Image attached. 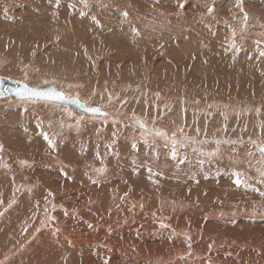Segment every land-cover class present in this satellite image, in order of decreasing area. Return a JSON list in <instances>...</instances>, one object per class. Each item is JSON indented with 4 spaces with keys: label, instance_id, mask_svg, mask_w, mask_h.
<instances>
[{
    "label": "rangeland",
    "instance_id": "374dc122",
    "mask_svg": "<svg viewBox=\"0 0 264 264\" xmlns=\"http://www.w3.org/2000/svg\"><path fill=\"white\" fill-rule=\"evenodd\" d=\"M123 1L125 2V0H123ZM123 1L121 2V1H117V0H73V1L72 0H33L34 6L36 5L37 7L35 6L36 20H33V24L35 26V29L33 30V32H30L31 35L26 34L29 32L21 31V30L5 31V33H4V31H0V40L2 39V42L0 44V56H1L0 57V61H1L0 62L1 63L0 64V75L1 76L13 78V79L20 80V81H24V82L28 83L29 85H33V86H38L39 84L41 85L43 83H51V84L57 86L61 90L64 89V91H66L67 93H69L70 95H72L74 97L80 96L79 98H81V99L82 98L84 99L86 96L89 97V98L86 97V99H84L85 102L89 101L90 103H94L95 105L100 106V107H103V105H104V107L105 108L107 107V109L109 107L110 108L112 107V109H111L112 113L114 111L120 112V115L113 116V118L109 117L108 118L109 120L105 119V118H100V117H95V118L94 117H92V118L88 117V119H87L86 118L87 116H83L82 114L78 115L79 113H77V112L76 113H70V114H68L69 112H67V111L64 112L66 110V108L62 109L63 107H60L61 104L48 103V102H43V101H37L38 103L35 101V104H34V100H32L33 102H31L29 100H26V101L25 100H17V101H15V100H12L9 98H6V99L0 98V115L6 110L7 111V121L10 119V114L8 113V109H10L12 107H14L13 109H20L23 107L22 109H20V110H22L20 112L23 114L28 113L29 109H32L33 111L36 109L45 108V107L52 108L53 110L55 108L58 109V110L55 109V111H54V112H57V116H58L57 117V119H58L57 130L56 129L51 130V127L49 125L50 124V117H49V119H48V117H47V119H45L41 115L47 114V113H42V112H33L32 114L35 116H33V119H31V121H29V125H28V123H25V121L21 119V121H20L22 124L21 126H23V127L25 126L27 128L20 127L18 129L16 127H13V131H12V128H10V126L12 127V125H7L6 131L7 130L9 131V128L11 129L9 138H10L12 144L14 143V140H15V144H17V143L22 144V142H25V141H26V144H28L29 142H30V144L31 143L34 144V142H31V141H35L36 136H39L38 138H40V139L43 138V139H41L42 140L41 143H44L43 146L40 143V146L37 147V149H40V147H41V149H43V152L41 153V155H61V154L67 155V151H69L68 155H70V157H67V158H72V159L73 158H79L80 159V158H83V156L85 158H87V157L91 158L93 156L92 157L93 161H94L93 164L94 163H97V164H94L93 167L83 164L82 173L85 175L80 177V176L74 174L76 172H73L72 168H69L70 169L69 172L66 170L64 171V172H66V175H68L69 180H71V182H75L76 184L78 183L77 187L80 185V187H79L80 191L82 190L81 184L83 182H86V184L84 186H86L87 189L82 190V192L84 193L83 195L90 194L91 191H92L91 193H95V192L100 190L99 188H102L101 193H103V191L105 192L107 190H110V191L114 192V193H112L113 196L117 200H120L121 197L124 198V196L129 192L130 196L142 197L138 201H140L143 204L144 203L145 204L155 203V204H159V205H167L170 207H171V204L173 206H174V204H177L179 202V199H180L178 197V195L180 193L177 191V188H176V190L174 189V187H172L173 189L170 188L171 182H169L167 180H163V179H167L165 177H168L169 175L171 177H173L174 173H177V174H174L175 176H177L183 171H186L185 173L187 174L188 170L190 172L192 167H195L196 166L195 164H198L199 162H201V164H202V165L200 164V167L198 168V170L202 169L201 172H203V171L206 172L209 170L211 171L213 169H220V170H222V172L220 174L226 172L228 174V176H230V177L235 176V174H237L238 177H236L235 179H238V181H240V183H239V185L236 184L234 186L238 189L240 187V189L236 192L237 195H241V197H239V199L233 198L232 193H230V192L228 193V192L222 191L223 192V194H222L221 190H218V192L214 194L215 197L209 201L208 200L207 201L201 200V198H199V197L196 198L197 202L193 201L197 205L198 204H200V205L201 204H205V205H207V204L211 205L212 204L210 206L211 209L207 210L206 211L207 213H205V215L203 214V216L201 215L202 213L199 214L201 209L197 210V211H199V213L197 212L199 215L198 218L201 221L203 220L201 217H204V219H208L212 223V225L210 227L214 228L211 231L212 236L210 234L208 241H206V243H204L205 246L207 247L205 249H208L207 251L206 250L205 251L206 252L209 251V257H210V259L211 258L213 259L215 264H222L223 260H228V259H233L235 264H264V172H263L264 166H262V160H261V159H264V155L257 153V151L255 150V147H254L255 144H258V145L264 144V142H263L264 141V108H263L264 107V91H262V90H264V83L261 82V79L257 80V78H255L256 75L258 76V72H257L258 69H257V71H253V72H250L247 70L248 68H255L254 63L256 62V57H258L264 61V55H261V53H264V0H168V1L163 0V2H165V4L167 3L166 5H170V4L173 5L174 4V6H175V4H176V7L173 10H165V12H164L165 15H159V16H158V14L154 15L156 18L154 16H153V18H155V21L159 22V24L156 26L150 27L149 29L151 31L163 33L166 35L170 34L172 36L174 34L180 35L185 31V28H190L189 20H193L195 22V24H197V25L200 24L201 26L204 27V30L206 31V34L208 36L209 41L218 40L225 45L230 40L232 41L231 46L233 48L230 51H223L217 47L218 52H220L222 55L220 53H218L217 51H216L217 53L210 51L211 49L209 48L210 50L209 49L203 50V52L201 53L202 56H199V57L196 56V57L200 58V60L203 63V66L201 67L202 69H200V71L198 68H199L200 64H202V63L201 62H200V64H199V62L195 63V61L189 62V59H188L189 57L185 58L187 60L183 59L184 61L182 60V61L178 62L176 59H173L172 57H170V55L167 53L168 54L167 59L170 60L167 63H169V62L170 63L169 64L164 63V61H163L164 59L162 57H159V55L163 54L162 51H160V52H157L159 54L158 58L157 57H155V58H157V60L159 62H161V63L163 62L162 63L163 66L161 65V63H159L155 59L156 60L155 64H157L156 67H159V68L155 69V70H157L156 74L152 73V71L150 69V60H149L150 58H149V55H147V54L143 55V58L145 57L144 59H142L143 62L139 61L137 63L134 62L135 64L132 63L133 64V65H131L132 67L129 66V70H127L128 73L126 74L125 71L122 70V68L116 66L117 64L112 63V59L114 57L112 58L111 54H107V52H105L104 50H100V49H102V47L98 43L95 44L97 46H94L93 50H91V48H89L90 46L89 47L88 46H79V47L75 48L77 51L79 49H80V51L81 50L83 51V52L82 51L81 52L78 51V52H80L82 57L85 60H87L86 61L88 63L87 66L90 64L85 71H80V74H79V72L74 71L76 69H71V68L67 69V67H65V64L63 66L55 58H51L50 55L55 54V52L59 51L63 46L62 44L64 43V40L62 42V38H60V34L63 33L64 31H65L64 33H66V32L69 33V31L71 29L75 28L78 32L84 34L86 32L85 29H87L88 33L92 29V31L88 35H91V33H93L94 38H96L97 35L99 36L101 33H103L100 30L96 29L95 27L93 28V26L88 25L87 23H84L83 21H80L79 18L75 17V15L73 14L74 10H75L74 13H76L79 10L80 11L84 10V6H83L84 3L85 4L91 3L94 5L99 4V5H102L104 7L113 6L115 8H120L119 10H123V11L127 10L126 12H129L128 9L132 10L130 5H129V7H127L128 5H126ZM74 2H76V3H74ZM80 4H81V7H79ZM12 7L13 8L15 7L14 9H16L17 12L21 13V14H22V11L28 9V6L25 4L24 0H22V1L21 0H14V6H12ZM21 7H22V9H21ZM81 8H82V10H81ZM87 9L85 12L90 13V11ZM196 9H198V12ZM210 9H211V11H210ZM219 9H221V10L219 11ZM19 10H20V12H19ZM195 12H197V13H195ZM77 25H79V26H77ZM77 27H80V28L77 29ZM87 27H89V28H87ZM53 28H55V29L53 30ZM82 29H84L85 32ZM95 29H96V31L97 30L100 31V33L96 34V36H95V33H96ZM39 32H40V34H39ZM176 32H178V33L176 34ZM72 33L70 31V34H72ZM32 34H34L35 36ZM54 35H56V36H54ZM20 36H22V37H20ZM100 36H102V34ZM37 37H39V38H37ZM29 38H30V40H29ZM53 38H55L56 40ZM63 39H65V37H63ZM87 39H88V36H87ZM59 41L61 43H59ZM8 43H10V44H8ZM65 44H67V43H65ZM194 44L192 43V47H194L193 46ZM20 45L22 47H20ZM1 46H2V48H1ZM29 47H32L34 49L29 48ZM6 48H7V50H6ZM86 48H89V49H86ZM8 49H10V50H8ZM11 49H13V51ZM31 49H32V51H31ZM150 50H152V52H153L155 49L151 47ZM53 51H54V53H53ZM251 51L254 52L255 55L251 54L250 53ZM5 52H6V54H5ZM29 52H30V54H29ZM49 52H52V53L50 54ZM237 52H239L240 55H238ZM145 53H149V52H145ZM185 54L187 57L188 56L187 53H184V55ZM214 54H216L218 56H216ZM244 54H246V55L244 56ZM213 55H214V58H213ZM219 55L222 56V57L220 56L222 59L219 57ZM223 55H225V56H223ZM227 56H228V58H227ZM40 57H42L41 60L37 59ZM215 57H216L217 62L215 60ZM88 58L92 59L91 60L92 62L89 61ZM171 59H173V61ZM42 60H44V61H42ZM95 60H98V61L96 62ZM210 60L213 64L210 62ZM227 60H230V61H227ZM106 62H108V63H106ZM142 63H144V64H142ZM175 63L177 65L180 63L179 64L180 66L179 65L174 66ZM185 63H186V65H185ZM138 64H140V67ZM44 65H46V66H44ZM114 65L118 68H116ZM144 65H145V67H144ZM62 66L65 67L66 71L63 69ZM109 66L111 67V69ZM141 66H143V67H141ZM193 66L196 68H194ZM237 66L239 68H237ZM103 67H104V69H103ZM171 67H175V69L171 68ZM178 67H180V68L178 69ZM190 67H191V70H190ZM101 68H102V70H101ZM170 68H171V70H170ZM69 69L71 70L70 72L68 71ZM176 69H177V71H175ZM194 69H196V71H194ZM57 70H59V71H57ZM99 70L104 71V72H100ZM137 70L140 73H136ZM263 70H264L263 66L261 65L260 70H259L260 75H261L260 71H263ZM134 71H136V72H134ZM158 71L161 73H159ZM109 72H111V74ZM117 72H118V74H117ZM121 72H123V74ZM167 72H168V75L169 74H171V75L167 76ZM177 72H179V73H177ZM182 72H185V74ZM192 72L194 73V75H192L193 74ZM72 73L74 74V77H73ZM107 74H108V77H107ZM131 74H133V75H131ZM172 74L173 75L180 74V76H182L183 81L185 79H187L186 77L189 74V77L191 76L190 78L192 80L196 79L195 81L197 82V84L199 83L197 85V86H199L198 90L193 95H191L190 93L189 94L186 93L185 89H183V88H180L181 91L179 89L177 91L176 89L175 90L174 89L170 90V88L167 89L165 87L167 85L162 87L164 85L163 83H166V79L164 80L163 77H167V79H168L167 81H169L170 76H173ZM33 75H35V76H33ZM76 75H78V76H76ZM79 75L81 77H79ZM100 75H101V77H99ZM122 75H124V76H122ZM129 75L131 77H129ZM104 76H106V77L104 78ZM149 76H151V77H149ZM75 77H77V78H75ZM87 77H89V79ZM90 78L91 79L93 78V79L91 80ZM116 78H117V80H116ZM152 78H154V79H152ZM87 80H89V81H87ZM95 80H96V82H95ZM162 80H164L165 82ZM117 81L119 82V84ZM160 82L162 83L161 85H160ZM64 83H65V85H64ZM89 83H91V84H89ZM92 83H93V85H92ZM239 83H240V85H239ZM83 84L85 85V87ZM132 84H134V85H132ZM72 85H74V87ZM121 85L122 86L126 85L127 88L129 86V88L128 89L124 88L125 86L122 88ZM210 85L212 87L208 88V86H210ZM231 85H232V87H231ZM78 86L80 87V90L83 92L82 93L80 91L81 95L79 94L80 92H78L79 91ZM95 86H97V88ZM135 86H136V88H135ZM227 86H228V88H227ZM90 87H91V90H90ZM130 87L134 91L130 90ZM133 87H134V89H133ZM230 87L234 88V89H239L240 91L238 90V92H237L238 94L237 93L231 94L230 93L231 92ZM94 88H95V90H94ZM71 89H73V90H71ZM87 89H88V92L90 91L89 93H92V94H87L86 93ZM124 89L126 90V92ZM98 90H99L100 94H99ZM118 90H119V92L121 90L122 95H121V92L120 93L118 92ZM108 91L109 92L111 91L110 92L111 95L113 92H115L114 94H117V95L115 96L113 94L112 96L110 95L111 96L110 97L109 95H107V94H109ZM130 91H131V93H130ZM73 92H75V93L72 94ZM152 92L155 94L152 95L153 94ZM105 93H106V95H104ZM229 93H230V96H227ZM99 95H100V98H99ZM149 95H151L152 98ZM170 95H173L176 97H182L183 99L188 100L190 102V104L189 103L186 104V106L192 107V108H189V110H184V109H186V107H184L185 104L181 103V104H184V105H182L183 107L181 110L183 112V114H184V112H187L188 113L187 115H190V118H191V116H193V119L191 118L190 122H189V120L183 118V119H185L184 121L187 120V125H185V127H184L185 129H182L180 127L181 128V130H180L179 126H177L176 127L177 130L174 131L173 134H171V136L164 139V137L161 138V136H159V135H151V136H149L147 134L145 135L144 133L141 132L140 129H137L136 127L130 125L128 123V121H126V118H130V117H136L137 116V117L141 118L142 117L141 114L143 113V119L144 120L142 118H141V120L144 123L145 122L146 123L151 122L150 124L153 125L154 127L157 126V128H159L158 126H160V129H162L163 125H161L159 123L161 121L160 119L165 117V114H167L168 112H169L168 114H172L173 110H174L173 107L178 105V99H177L176 103L173 102L170 104L171 105L170 108H172V109H170L169 107H166L169 105V103H168V100L165 98H166V96H170ZM112 97L116 98V99L119 97V99H117V101H116V99H113ZM97 98L99 101H97ZM153 98H155V100H153ZM157 98H158V100H157ZM224 98H227L226 102H225ZM244 98H245V100H244ZM111 99H113L114 101ZM124 99H125V101H124ZM160 99L163 101H161ZM205 99H207V100H205ZM24 101H25V103H24ZM139 101L140 102L142 101V102L140 103ZM159 101H161L160 104L162 106L159 104ZM166 101H167V103H166ZM206 101L209 102L210 104L216 102L215 104L219 103L218 105H220V103H221L223 105V107L224 106L226 107V108L224 107L225 109L230 110V114L224 113L225 114L224 115L223 113H221L220 109H214L212 107L207 106ZM221 101L225 102L224 104H227V105H224L223 102H221ZM100 102H102V103H100ZM108 102H109V104H108ZM152 103H154L155 106ZM49 104H51V105H49ZM19 105H20V108H19ZM46 105H48V106H46ZM55 105H57V107ZM112 105H114V106H112ZM222 105H220L219 107L221 108ZM26 106L29 108H27ZM133 106H135V108ZM125 108H126V110H125ZM156 108H158V109L155 110ZM163 108L165 110H163ZM205 108L208 109L207 112H203V110ZM24 109H25V111H24ZM151 109H153V110L151 111ZM160 109L163 110L164 112L161 111ZM200 109H202V110H200ZM59 110H62L61 112L63 114H61V112H59ZM158 110L162 113V114L160 113L162 116L158 114L159 113ZM197 110H199V111H197ZM124 111L126 112V115H127V113L128 114L132 113V114L130 115V117L129 116L126 117V115H124L125 114ZM154 111H156L158 113H156ZM121 113L124 116H122ZM134 113L135 114L137 113L138 115L139 114L140 115L139 116L133 115ZM154 113H156V114H154ZM206 113H208L209 117L203 116V114H206ZM158 115H159V117H161L160 119L156 118V116H158ZM223 115H224V117H223ZM82 116H83V118H82ZM184 116L185 115H183V117ZM213 116H215V117H213ZM121 117H123L122 119L125 120L126 122H123ZM199 117H201V118H199ZM207 117H208V119H207ZM221 117H223L224 119H223L222 123H220L218 125V123L215 121ZM62 118H64V119H62ZM112 119L113 120L115 119V120L113 121ZM120 119L122 120L123 123L122 122L117 123V122L121 121ZM203 119H205L206 121H203ZM150 120H152V121H150ZM191 121H192V123H191ZM198 121H200V123ZM211 121L214 122L215 125H212L210 123ZM43 122L44 123L46 122L45 123L46 125ZM176 122H178L177 119H176ZM39 123H42V124L40 125ZM43 124H44V128H43ZM183 124H184V122H183ZM26 125H28V126H26ZM38 125H39V128L37 127ZM88 125H90V126L94 125V127H90V126L88 127ZM95 125H96V127H95ZM86 126L88 127L89 130L87 129ZM33 127H36V128H33ZM120 127L123 128L122 134L118 133V132H121ZM40 128H42V129H40ZM90 128L94 129L93 134H95V136L97 138L99 137V136H97L99 133V135L101 137H103L104 139H102V138L96 139V137H94L92 135ZM98 128H100V129H98ZM189 128H192V129H189ZM64 129H65V131H64ZM96 129H98V130H96ZM219 129L222 131H220ZM22 130H24V131L22 132ZM25 130H26V132H25ZM29 130H30V132H28ZM125 130H126V132H125ZM183 130H185V131H183ZM190 130H192V132ZM48 131H50V132H48ZM83 131H84V133H83ZM102 131L106 134H104ZM186 131H187V133H186ZM42 132L44 135H42V134L40 135V133H42ZM61 132L63 133V135ZM23 133L26 135L28 134V135L27 136L23 135ZM35 133H37V135ZM50 133H52V136H50ZM86 133L91 134L90 135L91 138L90 137L88 138L90 141L87 140L88 142H86L87 145L85 144V142H82L80 140V138L85 136ZM175 133L176 134L178 133V135H179L178 138H175V136H176V135H174ZM126 135H128V136H126ZM44 136L45 137L50 136V140L48 137H47V139L49 141H51V144L53 146L54 145L55 146L52 147L50 145L49 141H47V139ZM122 136H124L126 138H123ZM77 137H78V140H76ZM106 137H108V138H106ZM51 138H53V139H51ZM71 138H75L76 142L70 143ZM23 139L25 141H23ZM31 139H34V140H31ZM62 139L65 142H62ZM55 140L57 142L60 141L59 142L60 144H58V143L55 144V142H56ZM92 140H95V141H92ZM27 141H28V143H27ZM52 141L54 144L52 143ZM167 141H169V142H167ZM212 141H214V142H212ZM90 142H92V143L95 142V143L91 144ZM45 143H46V147H45ZM82 143H84L86 145L85 149H83L82 146H84V144H82ZM201 143H203V144H201ZM90 144L92 146H90ZM137 144H138V146H137ZM157 144H159V145H157ZM66 145L69 148H67ZM216 145H220L218 148L219 151H217V152L219 153L222 151L224 153L223 155H219V154L218 155H208V154L204 153L206 150L211 149V147L214 149L216 147ZM161 146L163 149H164V147H166L164 149V150H166V152L171 151V153L174 154V155L169 154L168 156H176L179 159L182 158L183 160L182 159L180 160L181 163L188 164L187 161H190L188 168L185 167L184 170H182L179 174H178V172L183 167L171 170L169 167L166 166L167 167V169H166L165 165H161L159 167L157 166V168H158L157 171L156 170H149L148 172L143 171V167L138 166V164H139L138 162H141V160L139 158L145 157L147 159V161L152 160V161H148V163L150 165L154 166L153 164L156 162L153 160L157 159L158 155L163 153L162 151H159V150H161V148H160ZM60 147H62V148H60ZM72 147L73 148L76 147L74 149L78 150V151H75ZM89 147H91V148H89ZM45 148H50L53 151L47 152L45 150ZM57 148L61 149V151L59 149L60 152H58V153H57V151H58ZM112 148H113V150H112ZM62 149H64V150H62ZM72 149H73V151L71 152ZM82 149L87 150V152L90 151L91 153H86V151H83ZM107 149H109V150H107ZM239 149H240V151H239ZM82 151H83V153H81ZM107 151H109L108 152L109 155H108ZM70 152L72 154H70ZM157 152H160V154L157 155ZM0 154H1L0 158H2L3 155H2V153H0ZM89 154H90V156H89ZM181 154H183L184 156ZM235 154H239V155H235ZM128 155H130V158L126 159L128 157ZM144 155H149V156H144ZM106 156H109L110 159H114L112 161L113 163L110 162ZM124 157L126 160L124 159ZM16 158H23L24 163L26 161L28 162V163L27 162L25 163L28 167L31 165V163H29L30 159H29L28 155H16ZM41 158L42 157H40V159ZM96 158H98V159H96ZM105 158H107L106 160H108L109 163L105 160ZM122 158H123V160H122ZM216 158H219V159H216ZM233 159H238L239 163ZM245 159L247 161H245ZM118 160H119V162H118ZM130 160L131 161L133 160V162H131ZM219 160L221 162L217 163ZM13 162H14V160H12V159L10 160V158L8 156V159H6V164L11 166V165H13L12 164ZM114 162H116V163H114ZM223 162H224V164H222ZM56 164H59L61 166V168L63 166L62 163H60L59 161H56ZM220 164H222V165H220ZM243 164L245 167L243 166ZM8 165H7V167H10ZM26 165L21 163V165L19 167L15 168L18 171L20 170L19 175H18V172L16 173L13 171L12 172L13 175L10 174V176H1V178H0L1 180L5 179V180H2L3 182L0 180V197H1L0 213L4 212L0 218L1 219L4 218L6 214L10 213L13 209H15L17 206L22 204V206L25 207L24 212L27 213L26 214L27 216L25 217V219L27 218V221L24 220L25 222L23 223V227L27 228L29 233H30V231L35 226H33V228H32L33 224L30 223L29 220L32 219L31 222H34L37 217L41 219L43 216L42 215L39 216L37 214L38 212L36 213V210L34 213V210L31 206V205H34V207H36V205H37V210L39 211V209L41 208V205H42V203H40L42 201V200H40L41 197L39 198V200H37L38 198H36L35 203H34L33 199L31 202L25 201L26 204H25V202L20 203V201L23 200L21 198L23 192H19V190H21L20 186L29 183L27 181H22V179L20 177L21 174L22 175L25 174L24 179L25 178L26 179H33L34 176L36 175L34 173L35 171L34 172H32L31 170H25L24 171L23 169H24V167L26 168ZM210 165L215 166L216 168L211 167ZM134 166H136V168H137V171L135 172V174H134V171L131 170V168L133 169ZM246 166H249V167H246ZM13 167H14V165H13ZM21 167L23 168L22 170L20 169ZM90 167H91V170H90ZM94 167H96V169ZM105 167H106V169H105ZM154 167H156V166H154ZM197 167H198V165H197ZM17 168H19V169H17ZM87 168H89V169H87ZM112 169H113V171H112ZM117 169H119V170H117ZM54 170L56 171L55 172L56 174L51 176L50 178L52 180H54L56 177H59L61 179V177L64 174L60 173V171H58L56 169H54ZM165 170H167V171H165ZM22 172H24V173H22ZM165 172H167L169 174H167L165 176L164 175ZM26 173H28V174H26ZM68 173H70V174H68ZM90 173L96 177L91 176ZM89 174H90V176H89ZM188 177H190V175H188ZM79 178H81V180L83 181L82 183L80 182V184L78 181ZM58 179L56 178V182L58 181ZM89 179L91 182H89ZM9 180H11L12 183L13 182H15V183L12 184V183H10ZM160 180H163L166 183V189H163L164 190L163 192L161 189L162 185L160 183H158V181H160ZM145 181L146 182L148 181V182L145 183ZM96 182H98V183H96ZM1 183L4 184V186H2ZM53 183H54V181H53ZM5 184H6V186H5ZM157 184H159V185H157ZM257 184H259V185H257ZM93 185H95V186H93ZM111 185H113V186H111ZM55 186H56V188L61 187V184H56ZM6 187L9 189L12 187L11 189H13V190L10 192L7 190L8 192H6V193L2 192L4 190L6 191V189H7ZM89 188L91 191L89 190ZM183 188H184L183 190L185 193L190 192L189 191L190 188L189 189L185 188V187H183ZM168 189H169V191H168ZM191 189H193V188H191ZM170 191L173 194H177V196L170 194ZM252 191H253V193H251ZM12 192H14V193L12 194ZM199 192H200V190H199ZM241 192L244 195L240 194ZM247 192H248V194H247ZM196 194H198V192H196ZM226 194H227V198L225 199L224 197H226ZM245 194H247V195H245ZM14 195H17L16 201L14 200L15 199ZM219 196H220V198H219ZM2 197H3V200H2ZM7 197L8 198L11 197V199H4ZM222 199H225L226 201H224ZM7 200L8 201L10 200V201L8 202ZM143 200H145V201H143ZM2 201H4V202H2ZM27 202H29V203H27ZM36 202H38V203L36 204ZM95 202H97V201H95ZM2 203H3V205H2ZM107 203L109 204V200ZM5 205H7L6 208L1 207V206H5ZM27 205H28V207H27ZM173 209L174 208L172 207L170 209H166V211H169V210L173 211ZM2 210H3V212H2ZM27 210L28 211L31 210V214H29ZM64 210H66L64 205L61 202H56L55 206L52 209H49V212L54 214V212H57V211H63L64 212ZM148 210H152V207H150ZM18 215L22 216L20 214V212ZM2 216H4V217H2ZM165 218H168V216H166ZM28 221H29V223H28ZM209 221H207V222H209ZM29 224H31L30 225L31 227L29 226ZM213 224L214 225L217 224L218 227H213ZM25 225L28 227H26ZM0 228L3 230L2 223H0ZM39 229H41V228H39ZM1 231H0V236L2 237ZM12 231H14V229H12ZM12 231H10L9 233L14 234V233H12ZM40 231H38V232H40ZM1 237H0V243H2ZM199 239L201 241L202 235H201V237L199 236L198 241H199ZM21 242H23V240ZM29 242L30 241L28 240L27 244H29ZM259 242H260V244H259ZM253 246H255V247H253ZM196 247H197L196 251H199L201 249V252L204 253L203 252L204 249L201 248L200 244H196ZM245 248H247L249 250H246ZM254 248H255V250H254ZM8 250L10 251L11 249L7 248V250H5L4 253L8 252ZM117 252H118V250H114V253H117ZM4 253L2 252L1 254L3 255ZM17 253L19 254L20 251L19 252L17 251L13 256H16ZM204 254L200 257L202 260L204 258H206V259L208 258V255H207L208 253L207 254L204 253ZM2 255L0 257H2ZM201 259L199 262H201ZM199 264H201V263H199Z\"/></svg>",
    "mask_w": 264,
    "mask_h": 264
},
{
    "label": "bare ground",
    "instance_id": "6f19581e",
    "mask_svg": "<svg viewBox=\"0 0 264 264\" xmlns=\"http://www.w3.org/2000/svg\"><path fill=\"white\" fill-rule=\"evenodd\" d=\"M117 1H121L122 2L123 0H117ZM24 2L28 6V9H26L24 11L21 10L22 11V14H21V13H18L16 9H14L15 7L14 8L12 7V6H14V0H0V31H4V33H5V31L21 30V31L29 32V33H26V34L31 35L30 32H33V30L35 29V26L33 24V20H36V14H35V6L36 5L34 6L33 0H24ZM74 3H76V2H74ZM124 3L126 5H128L127 7H129V5H130V7L132 8V10L128 9L129 12H126L127 10H124V11L123 10H119L120 8H115L113 6H111V7H104V6L99 5V4H95L94 5V4H91V3H89V4H85L84 3V5H83L84 6V10H82V8H81L82 11L79 10L76 13H74V11H75L74 10L73 11V14L75 15V17L79 18L80 21H83L84 23H87L88 25L93 26V28L95 27L96 29H98L101 32H103L104 34L101 33L102 36H100L101 35L100 34L99 36L97 35V37L94 38L93 33H91V35L93 37L91 35H88L92 31L91 28H90L91 31H89V33L87 32V29H85L86 32L84 31V29H82L85 32L84 33L85 35L83 33L78 32L75 28L70 30L71 33L73 32L72 34H70V31H69V33H67V32L64 33L65 31L64 32L62 31L63 33L60 32L61 33L60 34V38H62V42L64 40V43L62 44L63 46H62V48L59 51H56L55 50L56 51L55 54H51L52 52H49L51 54L50 55L51 58H55L63 66L65 64V67H67V69L68 68L76 69L74 71L75 72H79V74H80V71H85L90 64L87 66V64H88L86 62L87 60H85L82 57L81 53H80L82 50L80 51V49H79L78 51H80V52H78L75 48L76 47H79V46H88V47L90 46L89 48H91V50H93L94 46H97L95 44L98 43L102 47V49H100V50H104L105 52H107V54H111L112 55V58L114 57L112 59V63L113 64H117L116 66L122 68V70H124L126 74L128 73L127 70H129V66L133 65L132 63H134V62L137 63L139 61L141 62L142 59L145 58V57L143 58V55L144 54L149 55V58H150L149 59L150 60V69H151L152 73H155L156 74L157 73V70H155V69L159 68V67H156L157 64H155V62H156V60L158 58V55H159L157 52L162 51L163 54L160 53L161 55H159V57H162L164 59L163 60L164 63H167L168 61H170V60L167 59L168 58L167 56L169 54L170 57H172L173 59H176L178 62H180L183 59L189 57L188 58L189 59V62L190 61H195V63L196 62H199V64H200V62L202 63V61L198 57L199 56H202L201 53L203 52L204 49H209L210 48L211 49V50L209 49L210 51H212V52H216L217 51L218 52V48H220V50H223V51H230L233 48L231 46V44H232L231 43L232 42L231 40L226 45L223 44V43H221L218 40L209 41L208 36L206 34V31L204 30V27L201 26L200 24L199 25L195 24V22L193 20H189V26H190V28H185V31L182 34H180V35L177 34L178 32H176L177 35L174 34L172 36L170 34L169 35H166V34H163V33H158V32L151 31L149 29L150 27H153V26H156V25L159 24V22L155 21V18L156 17L154 15H156V14H158V16L159 15H165V13H164L165 10H173L176 7V4H175V6H174V4L173 5L172 4L166 5L167 3L165 4V2H163V0H125ZM79 7H81V4L79 5ZM21 9H22V7H21ZM86 9L89 10L90 13H86L85 12ZM196 10L198 12V9H196ZM220 10L221 9H219V11ZM19 12H20V10H19ZM197 12H195V13H197ZM153 16L155 18H153ZM77 26H79V25H77ZM55 28H53V30ZM78 28H80V27H77V29ZM87 28H89V27H87ZM96 29H95V32L96 33L94 32L95 33V36H96V34L100 33V31H98V30L96 31ZM39 34H40V32H39ZM32 35H34V34H32ZM54 36H56V35H54ZM62 36L65 37V39H63ZM87 36H88V39H87ZM20 37H22V36H20ZM37 38H39V37H37ZM53 39H55V38H53ZM29 40H30V38H29ZM1 42H2V39L0 40V44H1ZM59 43H61V42L59 41ZM65 43H67V44H65ZM192 43L193 44L195 43L193 45L194 47H192ZM8 44H10V43H8ZM21 45H20V47H22ZM151 47L154 48L156 51L154 50L155 52L154 51L152 52V50H150ZM1 48H2V46H1ZM29 48H32V47H29ZM89 48H86V49H89ZM32 49H34V48H32ZM32 49H31V51H32ZM6 50H7V48H6ZM8 50H10V49H8ZM11 50L13 51V49H11ZM30 52H29V54H30ZM145 52H149V53H145ZM53 53H54V51H53ZM184 53H187L188 56L186 57V54L184 55ZM218 53H220V52H218ZM237 53H238V55H240L239 52H237ZM250 53L253 54V55H255V53L252 52V51ZM5 54H6V52H5ZM214 55H216V54H214ZM214 55H213V58H214ZM221 55H219V57ZM245 55L246 54H244V56ZM196 56H198V57H196ZM216 56H218V55H216ZM223 56H225V55H223ZM42 57L37 58V59L41 60ZM155 57H157V58H155ZM227 58H228V56H227ZM173 59H171V60L173 61ZM91 60L92 59H89V61H91ZM185 60H187V59H185ZM215 60H216V57H215ZM42 61H44V60H42ZM95 61L97 62L98 60H95ZM227 61H230V60H227ZM210 62H211V60H210ZM216 62H217V60H216ZM106 63H108V62H106ZM159 63H161V62H159ZM162 63H161V65L163 66ZM169 63H167V64H169ZM142 64H144V63H142ZM254 64H255V68H248L247 70L250 71V72H253V71H257V69H258V71H257L258 72V76L256 75L255 78H257V80L258 79L259 80L261 79V82L264 83V76H263L264 75V70L263 71H260L262 76L259 73V70H260V66L261 65L263 66V69H264V61L261 60L260 58L256 57V62ZM46 65H44V66H46ZM138 65L140 67V64H138ZM176 65L177 64L175 63L174 66H176ZM185 65H186V63H185ZM202 66H203V63L200 64V66L198 68L199 71H200V69H202L201 68ZM65 67H63L64 70H65ZM118 67H116V68H118ZM141 67H143V66H141ZM144 67H145V65H144ZM171 68H174L175 69V67H171ZM171 68H170V70H171ZM179 68L180 67H178V69ZM194 68H196V67H194ZM237 68H239V67L237 66ZM103 69H104V67H103ZM110 69H111V67H110ZM101 70H102V68H101ZM101 70H99V71L100 72H104V71H101ZM190 70H191V67H190ZM57 71H59V70H57ZM68 71L70 72L71 70L69 69ZM175 71H177V69ZM194 71H196V69H194ZM134 72H136V71H134ZM168 72H167V76L171 75V74L168 75ZM109 73L111 74V72H109ZM121 73L123 74V72H121ZM136 73H140V72H138V70H137ZM159 73H161V72H159ZM177 73H179V72H177ZM182 73L185 74V72H182ZM117 74H118V72H117ZM131 75H133V74H131ZM192 75H194V73ZM33 76H35V75H33ZM76 76H78V75H76ZM122 76H124V75H122ZM73 77H74V74H73ZM79 77H81V76L79 75ZM99 77H101V75ZM105 77L106 76H104V78ZM107 77H108V74H107ZM129 77H131V76L129 75ZM149 77H151V76H149ZM190 77H189V74H188L187 77H186L187 79L184 78L185 79L184 81L182 79V76H180V74L170 76V80L169 81H167L168 80L167 77H163L164 80L166 79V83H163L164 85L162 87H164L165 85H167V86H165L167 89L168 88H170V90H173V89L175 90L176 89L177 91H178V89L180 90V88H183V89H185V92L186 93H188V94L190 93L191 95H193L198 90V87L199 86H197V85L199 83L197 84V82L195 81L196 79L195 80H192ZM75 78H77V77H75ZM87 78L89 79V77H87ZM152 79H154V78H152ZM96 80H95V82H96ZM116 80H117V78H116ZM164 80H162V81H164ZM87 81H89V80H87ZM89 84H91V83H89ZM118 84H119V82H118ZM161 84L162 83L160 82V85ZM64 85H65V83H64ZM92 85H93V83H92ZM132 85H134V84H132ZM239 85H240V83H239ZM30 86H33V85H30ZM38 86H40V84ZM38 86H35V87H38ZM72 86L74 87V85H72ZM124 86H122V88L123 87L124 88H127L126 85H124ZM54 87H57V86L54 85ZM84 87H85V85H84ZM91 87H90V90H91ZM95 87L97 88V86H95ZM211 87H212L211 85L208 86V88H211ZM231 87H232V85H231ZM231 87H230V91H231L230 93L231 94L238 92L239 89H234V88H231ZM78 88H79V91L78 92H80L81 91L80 90V87L78 86ZM128 88H129V86H128ZM135 88H136V86H135ZM227 88H228V86H227ZM133 89H134V87H133ZM71 90H73V89H71ZM94 90H95V88H94ZM99 90H98V92H99ZM130 90H132L131 87H130ZM62 91L67 96L74 97V96L70 95L69 93H67L66 91H64V89ZM132 91H134V90H132ZM262 91H264V90H262ZM75 92H73L72 94H74ZM81 92L79 93L80 95H81ZM89 92H88V89H87V92L86 93L87 94H92V93H89ZM110 92L108 91L109 94H107V95L110 96L111 95ZM118 92H119V90H118ZM120 92H121V90H120ZM125 92H126V90H125ZM114 93L115 92H113L112 95ZM130 93H131V91H130ZM230 93L227 96H230ZM99 94H100V92H99ZM154 94L155 93H153L152 95H154ZM104 95H106V93ZM114 95L116 96L117 94H114ZM121 95H122V92H121ZM149 96L151 97V95H149ZM172 96L173 95L166 96V98H165V99L168 100V103H169V105L166 106V107H169V108L171 106L170 104L173 103V102L176 103V100L178 99V105H176L175 107L172 106L174 108L172 114H168L169 113L168 112L167 114H165V117L161 118V117H159V115H161L162 113L159 110H158L159 113L156 112V111H154V112H156V113L159 114L158 116H156V118H159V119L161 118L160 119L161 121L159 123L161 125H163L162 126L163 127L162 129H160V126H158L159 128H157V126L154 127L153 125L150 124L151 122L150 123H148V122L146 123L145 122L146 123V126L149 129H158L159 130V133H160L159 136H161V138L164 137V139H166L167 137L171 136V134H173V132L177 130L176 129L177 126H179V128L181 127L182 129H185L184 127H185V125H187V120H189V122H190V119L191 118L193 119V116H191V118H190V115H187L188 114L187 112H184V114H183V112L181 111L182 110V107H183L182 105H184V104H185L184 107H186V109H184V110H189V108H192L190 106H186V104H188V103L190 104V102L188 100L183 99L182 97H176V96H173L172 97ZM79 97L80 96H78V98ZM86 97L84 99H86ZM3 98L6 99V98H9V97H3ZM87 98H89V97H87ZM99 98H100V95H99ZM79 99L82 100V101H84L83 98L82 99L79 98ZM113 99H116V98H113ZM113 99H111V100H113ZM117 99H119V97ZM117 99H116V101H117ZM224 99H225V102H226V99L227 98H224ZM12 100H15V99H12ZM23 100H25V101L26 100H29V101L33 102L31 99H23ZM153 100H155V98H153ZM157 100H158V98H157ZM205 100H207V99H205ZM244 100H245V98H244ZM15 101H17V100H15ZM25 101H24V103H25ZM97 101H99L98 98H97ZM124 101H125V99H124ZM161 101H163V100H161ZM161 101H159V104H160ZM43 102H45V101H43ZM87 102L90 105H95L94 103H90L89 101H87ZM221 102H223V101H221ZM225 102H223V104ZM48 103H50V102H48ZM100 103H102V102H100ZM166 103H167V101H166ZM181 103H184V104H181ZM215 103H211L210 104L209 102H207V106L212 107L214 109H220L221 110V113H223V114L224 113L230 114V110L229 109H225L226 107L224 106L225 107L224 108L221 103H220V105H222L221 108L219 107L220 105H218L219 103L218 104H215ZM34 104H35V101H34ZM108 104H109V102H108ZM152 104L154 105V103H152ZM49 105H51V104H49ZM224 105H227V104H224ZM46 106H48V105H46ZM55 106L57 107V105H55ZM95 106H97V105H95ZM112 106H114V105H112ZM60 107H63L62 109H65L66 108V110L65 111L63 110V111L64 112H66V111L69 112L68 114H70V113H76V111H73L71 109H68V107H66L65 105H61ZM98 107L100 109L105 110V111H107L109 113L108 116H105L104 117L105 119H108L109 117L110 118L111 117L113 118V116L120 115V112H118L117 110L116 111L118 113L115 112V111L112 113V110H111L112 107L111 108L109 107L110 109L109 108L107 109V107L105 108L104 105H103V107H100V106H98ZM133 107L135 108V106H133ZM13 108L14 107L8 109V113L10 114V119L8 121H7V111L6 110L0 115V117H1L0 118V153H2V155H3L2 158H0V170H1L0 171V178H1V176H10V174L13 175V173H12L13 171L16 172V173L18 172V175H19L20 174V172H19L20 170L18 171L15 168L16 167H19L21 165V163L24 164V165H26L25 163L27 161L24 163L23 158H16V155H28V157L30 159L29 160L30 161L29 163H31V165L29 167L26 165V168L24 167V169H23L21 167L20 169L21 170L23 169L24 171L25 170H31L32 172L35 171L34 173L36 175L34 174L35 176H34V178H33L34 180H33V179H26V178L24 179V175L25 174L24 175L21 174L20 177H21L22 181H27L29 183L20 186L21 187V190H19V192H23L22 197H21L23 200H21L20 203H24L25 201L31 202L32 199L34 200V203H35L36 198H38L37 200H39V198L41 197L40 200H42V201L40 203H42V205H41V208L39 209V211L37 210V205H36V207H34V205H31V206H32V208L34 210V213H35V210H36V213L38 212L37 214L39 216L42 215L43 217L41 219L37 217L34 222H31L32 219L29 220L30 223L33 224L32 225V228H33V226H35L30 231V233H29V231H28L27 228L23 227V223L25 222L24 220L27 221V218L25 219V217L27 216L26 215L27 213L24 212V208L25 207H23L22 204L19 205V206H17L10 213L6 214L5 217L2 216L4 218H2V219L0 218V223H2V228H3V230L0 228V231L2 230L1 231L2 237L0 236L2 238V243H0V256L2 255L1 254L2 252L4 253V251L7 250V248L11 249L10 251L8 250V252H5L2 255V257H0V264H199V263H201V264H215L214 261H213V259L211 258L212 259L211 260L210 257H209V251L206 252L208 249H205L207 247L204 244V243H206V241H208L209 235L211 234V231L214 228L210 227L212 225V223L208 219H204V217H201L203 219L201 221L198 218L199 211H197V210L201 209L199 214L202 213L201 215L203 216V214L205 215V213H207L206 212L207 210L211 209L210 206L212 204L211 205H208V204L207 205H205V204H201V205L198 204L197 205L193 201L197 202L196 201V198L197 197L201 198V200H206V201L208 200L209 201V200H211V199H213L215 197L214 194L217 193L218 190H221V193L222 194H223L222 191H225V192H228V193L230 192V193H232L233 198H238L239 199V197H241V195H237L236 192L240 189V187L238 189V188H236L234 186V185L237 184L236 181H238V179H235L236 177H238L237 174H235V176L230 177L224 171H223L224 173L220 174L222 172V170H220V169H213L211 171L209 170V171H206V172L205 171L201 172L202 169H199L198 170V168L200 167V164H201V162H199L198 164H195L196 165L195 167H192V169L190 170V172L188 170V173L189 174L188 173L187 174L190 175V177H188V175L185 173L186 171H183V172H181V171L184 170L185 167L188 168V165H189L190 161H187L188 164L181 163L180 160L182 158L179 159L176 156H168L169 154L170 155H174V154H172L171 151L170 152H166V150H164L166 147H164V149H163L162 146H161L160 147L161 150H159V151H162L163 153L160 154V152H157V155L158 154H160V155H158L157 159H154L153 160V161L156 162V163L153 162L154 163L153 165L156 166V167L150 165L148 163V161H152V160H148L147 161V159L145 157L144 158L143 157H140L139 158L141 160V162H138L139 163L138 166L143 167V171H146V172H148L149 170H156L157 171L158 170L157 166L159 167L161 165H165V167L167 166L171 170H174V169H178V168L183 167L178 172V174L181 172L179 175L175 176L174 174H177V173H174L173 174V177H171L169 175L168 177H165L167 179H163V180H167V181L171 182V187L170 188L174 187L175 190L177 188V191L180 193L178 195V197L180 198L179 199V202L177 204H174V206L172 204H171V207L170 206H167V205H159V204H155V203H153V204H151V203L150 204H145L144 203L143 204L140 201H138L142 197L130 196L129 192L124 196V198L121 197L120 200H117L113 196V194H112L114 192H112L110 190H107L105 192L103 191V193H101V189L102 188H99L100 190L97 191V192H95V193H91L92 191L89 188V190L91 191L90 194L83 195L84 193L82 192V190L83 189H87V187L84 186L86 184V182H83L81 180V178H79V180H78L79 181V184H80V182L81 183L83 182L81 184L82 185L81 186V189L82 190L80 191V189H79L80 185L77 187V184L78 183L76 184L75 182H71V180H69L68 175H66V172H64V171L66 170V171L69 172V170H70L69 168H72L73 169L72 171L73 172H76L74 174H76V175H78L80 177L83 176V175H85V174L82 173L83 164L84 165L91 166V167H93L94 164H97V163H94L93 164V162H94L93 161V158H92L93 156L91 157L92 159L89 158V157L85 158L84 156H83V158H80V159L79 158H73V159L72 158H67V157H70V155H68L69 151H67V155H62V154L61 155H41V153L43 152V149H41V147H40V149H37V147L40 146V143L42 142L41 139H43V138H41V139L38 138L39 136H36L37 133H35L36 134L35 135L36 136L35 141H31V142H34V144H32V143L30 144V142L28 143V141H27L28 144H26V141L23 139V141H25V142H22V144H18L17 142H16L17 144H15V140H14V143H13L15 145L14 146L12 144L10 138H9L10 137V130H11L10 128H12V131H13V127H16L18 129L20 127H23V126H21L22 125L21 122H20L21 119L24 120L25 123H28V125H29V121H31V119H33V116H35V115L32 114L33 112L47 113V114H43L41 116L44 117L45 119H47V117L49 119V117H50V124L49 125L51 127V130H54V129L57 130V126H58V119H57V117L58 116H57V112H54L56 108L53 110L52 108L45 107V108L36 109L34 111L32 109H29L28 110V113H26V114H23V113L20 112V111H22L20 109L23 108V107L20 108V105H19V108L20 109H13ZM27 108H29V107H27ZM158 108H156L155 110H157ZM170 109H172V108H170ZM56 110H58V109H56ZM125 110H126V108H125ZM152 110L153 109H151V111ZM163 110H165V109L163 108ZM163 110H161V111H163ZM200 110H202V109H200ZM207 110L208 109L205 108L203 110V112H207ZM24 111H25V109H24ZM61 111L62 110H59V112H61ZM197 111H199V110H197ZM156 113H154V114H156ZM61 114H63V113L61 112ZM131 114H128L127 113V115H126V112H125L124 115H126V117H128V116L130 117ZM78 115H81V114L79 113ZM121 115L124 116L122 113H121ZM133 115H138V114L137 113L136 114L134 113ZM141 115H142L141 118L143 119V113ZM183 115H185V116L183 117ZM224 115H223V117H224ZM203 116H208V113L203 114ZM88 117L89 118H92V117L95 118V116H87L86 118L88 119ZM208 117H207V119H208ZM213 117H215V116H213ZM223 117L219 118L215 122H217L218 125H219L220 123H222V121L224 119ZM82 118H83V116H82ZM122 118L123 117H121V119ZM130 118H132V117H130ZM138 118H140V117H138ZM183 118H185L187 120L184 121L185 119H183ZM199 118H201V117H199ZM62 119H64V118H62ZM128 119L129 118H126V121H128ZM176 119L178 120V122H176ZM122 120L120 122H117V123H121ZM152 120H150V121H152ZM126 121L123 120V122H126ZM203 121H206V120L203 119ZM183 122H184V124H183ZM198 122L200 123V121H198ZM191 123H192V121H191ZM210 123L212 125H215L214 122H212V121ZM39 124L41 125L42 123H39ZM44 124H43V128H44ZM7 125H12V127L10 126L9 131L8 130L6 131ZM28 125H26V126H28ZM89 126L90 125H88V127ZM37 127L39 128V125ZM88 127H87V129H88ZM90 127H94V125L93 126H90ZM95 127H96V125H95ZM23 128H27V127L24 126ZM33 128H36V127H33ZM181 128H180V130H181ZM192 128H189V129H192ZM40 129H42V128H40ZM98 129H100V128H98ZM98 129H96V130H98ZM122 129L123 128H121V132H118V133H121L122 134V131H123ZM93 130L94 129H91L90 131H91L92 135L94 137H96L95 134H93ZM126 130H125V132H126ZM23 131L24 130H22V132ZM64 131H65V129H64ZM183 131H185V130H183ZM190 131L192 132V130H190ZM220 131H222V130H220ZM25 132H26V130H25ZM28 132H30V130ZM48 132H50V131H48ZM141 132L144 133L145 135L147 134L149 136H151V135H157V133L151 134L147 130H141ZM83 133H84V131H83ZM186 133H187V131H186ZM41 134L44 135L43 132L40 133V135ZM104 134H106V133H104ZM23 135H26V134L23 133ZM62 135H63V133H62ZM90 135L91 134H89V133L87 134L86 133L85 134L86 137L83 136L84 138L82 137V138H80V140L82 142H85V144H86V142H88L87 140H89L88 138L90 137ZM174 135H176L175 138H178L179 137L178 133L177 134L175 133ZM50 136H52V133H50ZM50 136L49 137L47 136L49 138V140H50ZM97 136H99L98 138L104 139L103 137H101L99 135V133H98ZM126 136H128V135H126ZM122 137L123 138H126L124 136H122ZM98 138L96 137V139H98ZM106 138H108V137H106ZM51 139H53V138H51ZM31 140H34V139H31ZM49 140L47 139V141H49ZM76 140H78V137L76 138ZM76 140H75V138H71L70 143H75ZM92 141H95V140H92ZM214 141H212V142H214ZM59 142L56 141L55 144L56 143L60 144ZM62 142H65V141H63V139H62ZM167 142H169V141H167ZM52 143H53V141H52ZM90 143L93 144L95 142H93V143L90 142ZM41 144L43 146L44 143H41ZM82 144H84V143H82ZM85 144H84V146H82L83 149L86 148L85 146L87 144L86 145ZM91 144H90V146H92ZM201 144H203V143H201ZM50 145L52 147L55 146V145L53 146L52 144H50ZM157 145H159V144H157ZM137 146H138V144H137ZM219 146L220 145H216V147L214 146L215 147L214 149L211 147V149L206 150L204 153L205 154H208V155H218V154L219 155H223L224 153L221 150H220L221 152H219V153L217 152V151H219L218 150ZM45 147H46V143H45ZM254 147H255V150L257 151V153L262 154V153H260V150L262 148H264V144H261V145L255 144ZM60 148H62V147H60ZM67 148H69V147L67 146ZM74 148H76V147H74ZM89 148H91V147H89ZM59 149H58L57 153L61 151V149H60V151H59ZM64 149H62V150H64ZM73 149L71 150V152L73 151ZM45 150L47 152H52L53 151L50 148H45ZM107 150H109V149H107ZM112 150H113V148H112ZM75 151H78V150H75ZM83 151H86V153H91L90 151L87 152V150H83ZM83 151L81 153H83ZM239 151H240V149H239ZM71 152H70V154H72ZM108 152L109 151H107V153ZM108 155H109V153H108ZM181 155H183V154H181ZM235 155H239V154H235ZM262 155H264V153ZM8 156H9L10 160L11 159L14 160V162L12 163L14 165V167H13V165L10 166V165L6 164V159H8ZM89 156H90V154H89ZM144 156H149V155H144ZM40 157H42V158L40 159ZM106 157L108 158V160L110 162H112L114 160V159H110L109 156H106ZM107 158H105V160ZM129 158H130V155H128V157L126 159H129ZM96 159H98V158H96ZM124 159H125V157H124ZM216 159H219V158H216ZM108 160H106V161L109 163ZM122 160H123V158H122ZM233 160H236L239 163L238 159H233ZM261 160H262V166H264V159H261ZM56 161H59L60 163H62V165H63L62 168H61V166L59 164H56ZM245 161H247V160L245 159ZM118 162H119V160H118ZM131 162H133V160ZM219 162H221V161L219 160L217 163H219ZM114 163H116V162H114ZM222 164H224V162ZM222 164H220V165H222ZM7 165L10 166V167H7ZM197 165H198V167H197ZM243 166H244V164H243ZM91 167H90V170H91ZM167 167H166V169H167ZM211 167H215V166H211ZM246 167H249V166H246ZM94 168L96 169V167H94ZM17 169H19V168H17ZM54 169H56V170L60 171V173H63L64 174L61 177V179L59 177H56L57 179L59 178L57 182H56V178L54 180H52L50 178L51 176H53V175L56 174L55 173L56 171ZM87 169H89V168H87ZM105 169H106V167H105ZM117 170H119V169H117ZM131 170H133L134 171V174H135V172L137 171L136 166H134L133 169L131 168ZM112 171H113V169H112ZM165 171H167V170H165ZM263 172H264V169H263ZM22 173H24V172H22ZM70 173H68V174H70ZM26 174H28V173H26ZM90 174H89V176H90ZM167 174H169V173H167V172L164 173L165 176ZM91 176H94V175L91 174ZM94 177H96V176H94ZM2 180H5V179H2ZM163 180L158 181V183H160L162 185V187H161L162 192L164 191L163 189H166V183ZM9 181H10V183H12L11 180H9ZM53 181H54L55 184L53 183ZM89 182H91L90 179H89ZM147 182L145 181V183H147ZM13 183H15V182H13ZM96 183H98V182H96ZM56 184H61V187H57L56 188V186H55ZM1 185L4 186V184H2V183H1ZM157 185H159V184H157ZM188 185L189 186L191 185V186L189 187ZM237 185H239V184H237ZM257 185H259V184H257ZM5 186H6V184H5ZM93 186H95V185H93ZM111 186H113V185H111ZM183 187H185V188H188L189 187L190 189L191 188H193V189L190 190L188 188L190 192H186L185 193L184 190H183L184 189ZM10 189L7 188L6 191L4 190L2 192L6 193L8 191L10 192V191L13 190V189H11V190ZM199 190H200V192H199ZM168 191H169V189H168ZM14 192H12V194ZM196 192H198V194H196ZM251 193H253V191ZM170 194L177 196V194H173L171 191H170ZM240 194L244 195L242 192ZM247 194H248V192H247ZM247 194H245V195H247ZM14 196H15V199L14 200L16 201V196L17 195H14ZM11 197L10 198L7 197V198H4V199H11ZM219 198H220V196H219ZM224 198L225 199L227 198V194H226V197H224ZM225 199H222V200L226 201ZM0 200H1V197H0ZM2 200H3V197H2ZM108 200H109V204L107 203ZM95 201H97V202H95ZM143 201H145V200H143ZM2 202H4V201H2ZM29 202H27V203H29ZM56 202H61L64 205V207H65L66 210H64V212L63 211H57V212H54V214L50 213L49 212V209H52L55 206V203ZM37 203L38 202H36V204ZM25 204H26V202H25ZM2 205H3V203H2ZM6 206L7 205L1 206V207L6 208ZM27 207H28V205H27ZM150 207H152V210H148ZM172 207L174 208L173 211H170V210L169 211H166V209H170ZM2 212H3V210H2ZM19 212H20V214L22 216L18 215ZM3 213H0V217H1V215H3ZM28 213L31 214V210L28 211ZM166 216H168V218H165ZM29 221H28V223H29ZM207 221H209V222H207ZM30 225L31 224H29V226ZM26 227H28V226H26ZM213 227H218V226H217V224H215V225L213 224ZM39 228H41L42 230L39 229ZM12 229H14V231H12ZM10 231H12V233H14L15 235L9 233ZM38 231H40V232H38ZM201 235H202V239H201V241H200V239L198 241V238H199V236L201 237ZM211 236H212V234H211ZM22 240H23V242H21ZM28 240L30 241L29 244H27ZM196 244H200L201 248L204 249L203 252L206 253V254L208 253L207 254L208 255V258L207 259L203 257L204 259L202 260L200 258L204 253L201 252V249L199 251H196V249H197ZM259 244H260V242H259ZM253 247H255V246H253ZM245 249L246 250H249L247 248H245ZM114 250H118V252L117 253H114ZM254 250H255V248H254ZM17 251L18 252L20 251V253L19 254L17 253L16 256H13ZM200 259H201V262H199ZM222 264H235V262L233 261V259H228V260H223L222 261Z\"/></svg>",
    "mask_w": 264,
    "mask_h": 264
},
{
    "label": "water",
    "instance_id": "95a60500",
    "mask_svg": "<svg viewBox=\"0 0 264 264\" xmlns=\"http://www.w3.org/2000/svg\"><path fill=\"white\" fill-rule=\"evenodd\" d=\"M24 86H27L28 89H32L35 90V92H40V93H48L50 90L54 89L57 92L63 93L65 99L55 100V99H48L47 97L42 95H35L32 92L26 91ZM3 97H9L10 99H15V100L31 99L34 101H45L55 104H61L68 107V109H71L73 111L82 114L83 116H95V117L104 118L105 116L109 115L107 111L100 109L98 106L90 105L80 100L78 97L67 96L61 89L54 87V85L51 83H43L42 85L35 87L28 85L24 81L0 76V98ZM72 100H76L78 101V103H72L71 102ZM92 109H98L99 111H92ZM128 123L136 127L137 129L147 130L151 134L154 133H157V135L160 134L158 129H149L146 126V124L138 117L129 118ZM260 153H262L261 150Z\"/></svg>",
    "mask_w": 264,
    "mask_h": 264
},
{
    "label": "snow or ice",
    "instance_id": "6c2138e0",
    "mask_svg": "<svg viewBox=\"0 0 264 264\" xmlns=\"http://www.w3.org/2000/svg\"><path fill=\"white\" fill-rule=\"evenodd\" d=\"M211 11V9H210ZM261 55H264V53H261ZM26 91L32 92L35 95H42L47 97L48 99H55V100H64V94L55 91L54 89L50 90L48 93H40V92H35V90L32 89H28L27 86H24ZM72 103H78V101L76 100H72ZM92 111H99L98 109H92ZM159 134V133H158ZM47 139V137H45ZM49 143L51 144V141H49ZM262 153H264V148L261 149ZM237 184L240 183V181H236Z\"/></svg>",
    "mask_w": 264,
    "mask_h": 264
}]
</instances>
